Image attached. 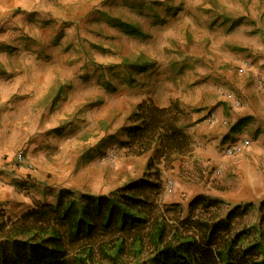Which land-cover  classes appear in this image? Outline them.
Segmentation results:
<instances>
[{
    "label": "crops",
    "instance_id": "1",
    "mask_svg": "<svg viewBox=\"0 0 264 264\" xmlns=\"http://www.w3.org/2000/svg\"><path fill=\"white\" fill-rule=\"evenodd\" d=\"M215 5L225 7L226 3L222 0H0V220L10 214L19 218L29 210L24 205L32 200L25 193L39 200L46 189L57 199L61 190H75L76 184L89 173L91 176L97 171L102 177L108 170L111 176V165L117 159L109 162L100 156L116 143L110 142L112 131H101L97 121H112L113 96L103 86L99 90L93 80L84 81L82 76L98 75V64L93 62L97 58V43L102 46V53L105 41H111L116 55L124 60L145 59L146 39L127 32L130 29L127 24L142 33L154 32L153 41L161 48L164 42L159 30L154 29L161 28L164 17L169 26H186L190 31V39L175 36L171 29L166 32L188 47L190 77L183 80L180 88L159 81L149 94L126 95L119 100L120 121L129 118L123 134L127 139L128 127L136 125L130 118L142 101L152 99L165 109L178 106L177 124L185 128L192 142L187 152L190 159L184 164L176 161V169L191 166L193 174L203 173L205 178L200 186L179 184L173 201L181 204L183 198L189 202L204 195L234 204L263 203L264 90H260L256 79L257 76L264 79V50L256 47L258 42H263L260 29L264 18L258 9L251 15L246 13L243 26L250 23L254 30L249 35L241 33L239 38L234 32L217 37L210 29L200 33L199 27L230 29L242 21L241 5L232 3L225 12L227 17L224 12L215 15ZM110 10L116 16L111 20L112 28L106 23ZM226 43L247 45V52L255 60L250 73H238L244 58L228 50ZM260 47L264 48L262 44ZM140 67L142 76L153 71L144 65ZM147 84L143 79L140 85L146 88ZM229 91L234 93L233 98L241 100V105L232 101ZM97 96L103 99L101 105L87 111L86 101ZM213 113L216 117L210 119ZM241 120H244L242 128L232 131V126ZM77 122L84 125L76 126ZM243 139L250 140V144L242 155L223 154V147ZM18 152L25 154L27 165L15 166L14 156ZM90 153L93 159L87 161ZM155 154L152 150L133 160L144 168ZM79 162L81 165L77 167ZM29 166L36 173H31ZM218 168H222L224 177L216 171ZM72 171L71 182L66 178Z\"/></svg>",
    "mask_w": 264,
    "mask_h": 264
},
{
    "label": "trees",
    "instance_id": "2",
    "mask_svg": "<svg viewBox=\"0 0 264 264\" xmlns=\"http://www.w3.org/2000/svg\"><path fill=\"white\" fill-rule=\"evenodd\" d=\"M180 109L139 103L124 147L170 162L191 150V136L178 126ZM244 120L231 130L239 131ZM159 178V177H158ZM157 178V179H158ZM126 184L108 194L63 189L53 204L38 202L17 219L0 220V264H264V202L260 221L239 226L255 206L237 204L224 217L222 201L198 195L182 218L151 198L154 185ZM216 209V210H215Z\"/></svg>",
    "mask_w": 264,
    "mask_h": 264
},
{
    "label": "rangeland",
    "instance_id": "3",
    "mask_svg": "<svg viewBox=\"0 0 264 264\" xmlns=\"http://www.w3.org/2000/svg\"><path fill=\"white\" fill-rule=\"evenodd\" d=\"M225 2L226 5L223 7L222 5H218L214 7V14H220L221 12H224V17H227V14L225 12H228L227 8H230L231 4L234 3L236 5H241V9L239 10V13L241 14V22L238 24H235L234 27L229 28H215V27H199V32L202 33L206 29H210L211 31L215 32L214 34L216 37L219 35H228L231 32H234L236 38H239L241 33L245 35H249V32L254 30L250 23L249 25L244 27V20L243 17L246 15L253 14L256 9H258L261 13V16L264 18V0H222V2ZM237 6V5H236ZM224 8V9H223ZM113 11L110 10L108 16H106V23L109 24L110 28H112V19L116 16H113ZM175 15V14H174ZM166 17L161 19V28H155L154 30H159V35L161 36V42H164L163 46L161 48L159 47L158 43H155L153 41V34L154 32H146L142 33L136 30V28L129 26L126 29L127 32L132 33L134 35H138L139 37L146 39V45L148 54L145 55V59H134L127 61L124 58L116 55V49L114 42L111 41H105L106 48L104 49V52L102 53L100 49L102 46L100 44H96L97 49V58L93 60L94 64H98V75L93 76H82V79L84 81H87V79L93 80L95 86H103L108 93H111L113 96L112 104L115 105L112 109V121L111 122H103L101 120L97 121L98 128L103 131L104 129L111 130L112 136L110 142H115L116 144L113 145V149L117 151V160L116 163L112 166V172L111 176L109 174V171H106V176L102 175V177L99 176V172L95 171L90 176V173L87 177L81 179L77 184L76 188H78L75 191L77 192H86L91 194H108L119 187L126 185V184H134L137 185V183L146 182L145 180H149L154 185H157V187L154 188V190H149L151 198L155 199L156 204L161 207H170L175 208L176 204L173 201V198L175 196V193L177 192V186L181 184L182 186L188 187L191 184L200 186L201 183L204 181L205 175L201 173V175L193 174V170L190 167L184 166V169L182 167L179 168V170L176 169L177 163L176 161L180 160L184 163L190 159L189 153L174 155L173 159L170 162L166 161H155L154 167H151L148 169V163H146L145 167L142 168L141 164L137 160H133L135 156H131L127 154V149H123L124 142L126 141V136L123 134V127L126 126L129 123V118L122 122L120 121L121 117V107L118 105L119 100L125 99L126 95L127 97L130 95L137 96L142 94H149L153 90V86L156 82H164L165 84H169L172 88L177 87L180 88L182 85L183 80L186 77H190L188 74V70L191 67L190 60L187 58L188 54L186 55V52L188 50V47H185V44H181L179 41L174 40L173 36L168 35L166 32H175V36H182L184 38L190 39V31L186 26L178 27L176 25L169 26V24H166ZM120 23V22H119ZM133 26V25H132ZM261 28V33L264 36V26ZM171 29V31H170ZM140 30V29H139ZM258 30V28H257ZM157 32V31H156ZM258 33V32H257ZM263 42H258L259 47H256L258 50H264V48H261V44L264 46V38L262 40ZM100 42V41H99ZM252 45V44H250ZM226 47H228V50L236 51L237 53H240L238 55H242L241 58H244L243 60H247L251 68L255 64V60H253L250 56V53L248 51L247 45L242 43V45H239L238 43H226ZM137 47V45L135 46ZM257 61V60H256ZM138 67H137V66ZM144 65L145 67L153 68V71L149 73L148 75H140L139 69L140 66ZM128 66V67H127ZM251 68L247 72H251ZM102 69V70H101ZM104 69V71H103ZM105 69L107 71H105ZM236 70V69H235ZM102 71V72H100ZM187 71V72H186ZM153 72H156L153 74ZM237 72V71H236ZM246 73V72H245ZM243 73L242 75H244ZM240 74V73H239ZM95 76V77H94ZM258 77V76H257ZM143 79H145L147 84V87L144 88V86L140 85L143 83ZM264 80V79H263ZM148 81H151L149 83ZM165 85V88H169V86ZM97 90V88H96ZM227 94L234 95L233 92L229 91ZM236 95V94H235ZM103 101L102 98L92 97L86 101V105L84 108L86 110H95L96 108H99L101 105V102ZM241 101V100H240ZM241 105V104H240ZM119 106V107H116ZM85 110V111H86ZM132 123V121L130 120ZM65 124V123H64ZM80 126L84 122H77L76 126ZM75 128V127H74ZM182 128V127H181ZM185 130V128H182ZM122 137V138H121ZM86 140L89 138L86 137ZM183 156V157H181ZM103 154L100 156V159L102 160ZM126 157V158H125ZM87 161H90L93 159V154L90 153L86 157ZM101 163V162H100ZM83 164V163H82ZM160 164H164L162 166H159ZM81 165V162H79L78 166ZM182 166V165H181ZM124 168L127 169V171H124ZM215 170V169H214ZM222 177L223 176V170L221 171ZM73 171L69 176L66 178L67 180H70L72 182L73 178ZM220 175V173H219ZM218 175V176H219ZM159 177V178H158ZM204 177V178H203ZM158 178V179H157ZM168 179H171L175 182V190L173 193H169L166 189V182ZM38 180V179H37ZM82 189V190H79ZM176 191V192H175ZM42 192L44 195L40 197V199H36L34 196H31L30 193H25L26 198H31L32 202L31 204L24 205L25 207H29V209L33 208L38 202L53 204L57 201L55 199V196L52 197V191L48 190L46 192V189H43ZM184 199V203L179 204V208H177V213L182 217L186 218L189 214V202L188 200ZM217 200V199H216ZM220 200V199H218ZM222 201L221 206L217 209L216 214L220 217H224L227 212H229L230 209H232L235 205L232 202ZM254 207L251 209V212L249 215L242 219L239 222V226L246 225L247 227L251 228L252 226H255L260 221V213H259V206L261 203L259 202H253ZM244 204V203H241ZM216 210V209H215ZM4 211V210H1ZM5 214H3L4 216ZM17 219L18 217L15 215L10 214L5 219ZM4 219V218H3Z\"/></svg>",
    "mask_w": 264,
    "mask_h": 264
},
{
    "label": "built area",
    "instance_id": "4",
    "mask_svg": "<svg viewBox=\"0 0 264 264\" xmlns=\"http://www.w3.org/2000/svg\"><path fill=\"white\" fill-rule=\"evenodd\" d=\"M251 68L250 63L247 60H243L241 64L238 66V73L243 74L247 72ZM257 85L260 88V90H264V80L258 76L256 79ZM228 96L232 99V101L236 105H240L241 101L239 99L233 98L232 94H228ZM216 117V114L213 113L210 116V119H214ZM250 140L248 139H243L242 142L240 143H234V144H229L225 147H223L222 152L224 155L228 157H239L240 155L243 154L244 150L249 146ZM117 158V151L113 148H111L103 157L102 160L104 161H109V162H114ZM27 159L26 156L23 152H18L14 156V164L17 167L25 166L27 165ZM31 169V173H36V169L32 166H29ZM218 173H221L222 168L216 169ZM175 182L171 179H168L166 182V189L169 193H173L175 190Z\"/></svg>",
    "mask_w": 264,
    "mask_h": 264
}]
</instances>
